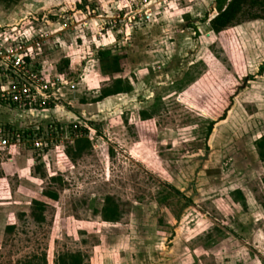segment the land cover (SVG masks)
Listing matches in <instances>:
<instances>
[{
	"label": "rangeland",
	"instance_id": "374dc122",
	"mask_svg": "<svg viewBox=\"0 0 264 264\" xmlns=\"http://www.w3.org/2000/svg\"><path fill=\"white\" fill-rule=\"evenodd\" d=\"M226 4L0 0L1 33L44 37L41 84L69 83L0 104L42 143L0 150V264H264V8L216 34Z\"/></svg>",
	"mask_w": 264,
	"mask_h": 264
},
{
	"label": "built area",
	"instance_id": "2783aa9c",
	"mask_svg": "<svg viewBox=\"0 0 264 264\" xmlns=\"http://www.w3.org/2000/svg\"><path fill=\"white\" fill-rule=\"evenodd\" d=\"M1 32L0 104L28 111L44 109L49 105L51 96L55 97V90L60 91L61 88L69 86V83L58 77L48 85L41 84L37 70L39 67L44 68V63L40 62L41 57L38 58L37 55L45 45L44 37L40 35L23 41L12 30L10 34ZM24 133L14 128L6 129L0 125V150L15 147L22 138H26L34 150H39L42 146L40 139L34 138L32 134Z\"/></svg>",
	"mask_w": 264,
	"mask_h": 264
},
{
	"label": "trees",
	"instance_id": "16d2710c",
	"mask_svg": "<svg viewBox=\"0 0 264 264\" xmlns=\"http://www.w3.org/2000/svg\"><path fill=\"white\" fill-rule=\"evenodd\" d=\"M227 4L224 8L220 9L218 14L209 22L211 30L218 34L222 30L226 29L234 23L237 19L238 14L242 11L243 7L248 5L253 8L255 6L264 8V0H215L216 5L220 6L223 2ZM108 57L107 53L100 54V58ZM119 93L117 90H103L101 92L102 98H107ZM256 147L259 151L260 156L264 157V136H262L256 143ZM50 200L56 201L57 196L55 194H45ZM34 204L42 209V204L35 201ZM40 209V210H41ZM104 222L116 223L119 221L120 216L114 207L106 208L101 214ZM65 261H61V264H83V258L81 254H72L66 257Z\"/></svg>",
	"mask_w": 264,
	"mask_h": 264
},
{
	"label": "crops",
	"instance_id": "0c3cea01",
	"mask_svg": "<svg viewBox=\"0 0 264 264\" xmlns=\"http://www.w3.org/2000/svg\"><path fill=\"white\" fill-rule=\"evenodd\" d=\"M3 109V110H2ZM4 108L0 107V118H5L6 121H8L9 118H11V115L7 114L6 112H4ZM15 114H19L18 112H15ZM9 115V116H8Z\"/></svg>",
	"mask_w": 264,
	"mask_h": 264
}]
</instances>
